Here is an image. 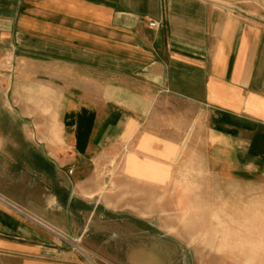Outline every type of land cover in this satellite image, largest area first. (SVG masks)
<instances>
[{
    "label": "crops",
    "instance_id": "crops-1",
    "mask_svg": "<svg viewBox=\"0 0 264 264\" xmlns=\"http://www.w3.org/2000/svg\"><path fill=\"white\" fill-rule=\"evenodd\" d=\"M199 147L234 179L264 176L262 16L0 0V264H191L131 196L166 189Z\"/></svg>",
    "mask_w": 264,
    "mask_h": 264
},
{
    "label": "rangeland",
    "instance_id": "rangeland-1",
    "mask_svg": "<svg viewBox=\"0 0 264 264\" xmlns=\"http://www.w3.org/2000/svg\"><path fill=\"white\" fill-rule=\"evenodd\" d=\"M213 1L264 18V0ZM204 151L197 148L193 163L179 165L166 189L131 199L149 209L144 214L155 227L181 243L191 264H264V176L234 179L236 164L227 173L216 149L210 163Z\"/></svg>",
    "mask_w": 264,
    "mask_h": 264
},
{
    "label": "built area",
    "instance_id": "built-area-1",
    "mask_svg": "<svg viewBox=\"0 0 264 264\" xmlns=\"http://www.w3.org/2000/svg\"><path fill=\"white\" fill-rule=\"evenodd\" d=\"M148 25L151 26V27H153V26H155V23L152 22V21H150V22L148 23Z\"/></svg>",
    "mask_w": 264,
    "mask_h": 264
}]
</instances>
